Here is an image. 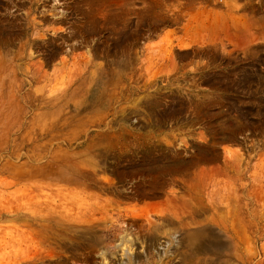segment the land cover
<instances>
[{
	"label": "rangeland",
	"instance_id": "rangeland-1",
	"mask_svg": "<svg viewBox=\"0 0 264 264\" xmlns=\"http://www.w3.org/2000/svg\"><path fill=\"white\" fill-rule=\"evenodd\" d=\"M0 264H264V0H0Z\"/></svg>",
	"mask_w": 264,
	"mask_h": 264
}]
</instances>
